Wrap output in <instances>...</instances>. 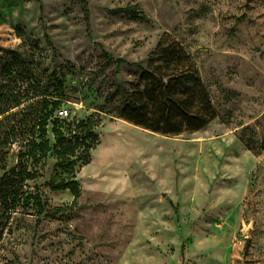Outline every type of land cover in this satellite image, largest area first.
Instances as JSON below:
<instances>
[{
	"label": "rangeland",
	"instance_id": "374dc122",
	"mask_svg": "<svg viewBox=\"0 0 264 264\" xmlns=\"http://www.w3.org/2000/svg\"><path fill=\"white\" fill-rule=\"evenodd\" d=\"M85 1L89 19L80 0H0V72L12 62L18 75L25 66L56 71L63 117L101 120L89 162L76 170L78 203L46 186L50 157L42 178L23 182L41 187L40 224L35 208L0 205V264H264V0ZM130 5L149 21L113 12ZM165 35L182 43L210 91L218 116L202 130L130 126L120 93L106 102L139 81L128 62L146 65ZM107 55L125 60L120 71ZM35 109L28 132L22 115L8 120L17 135L1 149L5 172L30 162ZM126 145L130 159L103 160Z\"/></svg>",
	"mask_w": 264,
	"mask_h": 264
},
{
	"label": "trees",
	"instance_id": "16d2710c",
	"mask_svg": "<svg viewBox=\"0 0 264 264\" xmlns=\"http://www.w3.org/2000/svg\"><path fill=\"white\" fill-rule=\"evenodd\" d=\"M80 1L89 19L88 3ZM113 12H126L135 20L149 21L148 15L137 5ZM108 57L115 60L120 71L125 60ZM128 63L140 70L139 81L131 88L124 87L106 98V102L111 104L120 93L123 104L119 116L123 120L156 133L178 135L202 130L217 118L210 91L199 68L179 41L169 40V36L165 35L150 53L146 65ZM14 66L15 62L9 63L0 72V127L7 125L8 136L7 142L0 139V205H18L24 212L37 209L38 225L47 202L39 185L33 191L26 187L24 180L42 178L48 159L54 157L56 168L46 186L52 191L69 190L74 196V203H78L81 186L76 170L89 162L90 151L99 141L96 128L101 120L93 115L72 119L58 115L67 99L64 76L56 71L45 73L37 70L34 73L27 66V74L18 75ZM31 106L36 107V126L30 142V162L19 159L17 165L5 172L7 151L1 149L12 144L17 135L14 126L9 128L8 120L17 114L22 115L23 118L18 120L20 124H26L23 132H28L31 111L27 109Z\"/></svg>",
	"mask_w": 264,
	"mask_h": 264
},
{
	"label": "bare ground",
	"instance_id": "6f19581e",
	"mask_svg": "<svg viewBox=\"0 0 264 264\" xmlns=\"http://www.w3.org/2000/svg\"><path fill=\"white\" fill-rule=\"evenodd\" d=\"M127 124H129L130 126H134V127H137L138 128V126H135V125H133V124H131V123H128V122H126ZM134 147L131 145V146H125V148L124 149H120V150H116V151H114L113 152V154L111 153V154H105V156H104V159L103 160H106L107 158H112V159H126V160H128V159H130L131 157H133V149Z\"/></svg>",
	"mask_w": 264,
	"mask_h": 264
},
{
	"label": "built area",
	"instance_id": "2783aa9c",
	"mask_svg": "<svg viewBox=\"0 0 264 264\" xmlns=\"http://www.w3.org/2000/svg\"><path fill=\"white\" fill-rule=\"evenodd\" d=\"M65 112H66V111L61 110L59 113H60L61 116H63ZM66 113H67V112H66Z\"/></svg>",
	"mask_w": 264,
	"mask_h": 264
}]
</instances>
